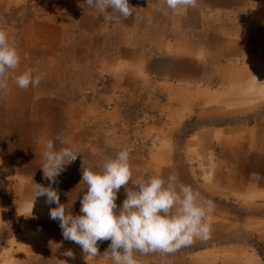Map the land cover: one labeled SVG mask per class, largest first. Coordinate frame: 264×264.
<instances>
[{
	"label": "rangeland",
	"instance_id": "374dc122",
	"mask_svg": "<svg viewBox=\"0 0 264 264\" xmlns=\"http://www.w3.org/2000/svg\"><path fill=\"white\" fill-rule=\"evenodd\" d=\"M60 1L61 10L69 5L76 13L58 19L47 12L51 0H0V28L8 33L9 43L23 63L21 69L8 72V89L0 90L1 109L12 100L11 89L21 93L30 89L27 96L43 105L40 110L47 105L55 119L74 121L70 132L67 129L59 135L71 139L76 132L71 140L80 151L57 177L58 182L51 184L41 167L47 142L34 141L43 150L41 165H36L41 175L32 179L21 174L23 167L18 162H24L22 153L0 149V264H20V256L28 252L22 246L36 242L45 244L42 254L48 257L50 241L59 247L54 264L65 260L67 264H112L103 257L109 240L98 241L97 257L82 258V248L65 240L59 220L50 218V209L57 205H49L46 197L35 199L33 185H51L63 204L61 186L69 184L65 181L69 174L82 173L84 167L102 172L103 162L121 150L130 153L133 179L163 177L165 170L177 168L178 175L169 174L174 173L180 183L215 205L210 214V240H196L175 254L137 255L139 264H264V185L253 171L254 164L264 159V143L245 144L264 128V42H258L256 53L249 33L239 27L245 18L249 24L252 12L258 9L198 0L196 7L180 15L171 9L161 11L160 34L155 36L138 27L143 20L151 25L145 11L153 10L151 4L158 0H130L135 12L118 22H105L103 14L88 10L86 0ZM155 4L157 9L167 6ZM261 15L264 18V11ZM83 19H101L105 29L77 27ZM29 41L37 49L46 45L54 53L27 50ZM222 45L236 48L239 54L211 61ZM249 57L256 59V69H250ZM177 58L187 59L188 68L177 66ZM27 69L34 76L43 73L44 78L38 87L30 85L24 90L10 75ZM254 78L257 87L252 91ZM108 133L111 135L106 136ZM10 135L4 132L0 140L13 142ZM234 136L239 138H235L237 142ZM55 138L50 140L59 149L62 145ZM106 139L114 143L108 144ZM28 152H23L25 160ZM232 159L231 165L226 164ZM238 163L237 176L252 185L250 190L233 191L220 182L233 180ZM128 187H132L131 181L117 193V215ZM67 250L74 252L75 259L62 255Z\"/></svg>",
	"mask_w": 264,
	"mask_h": 264
},
{
	"label": "clouds",
	"instance_id": "9594fccd",
	"mask_svg": "<svg viewBox=\"0 0 264 264\" xmlns=\"http://www.w3.org/2000/svg\"><path fill=\"white\" fill-rule=\"evenodd\" d=\"M158 2L166 4L174 15H180L188 8L196 7L198 0ZM86 4L103 14L105 22L126 19L136 10L128 0H86ZM20 61L17 49L9 43L8 33L0 28V90L8 89V72L16 70ZM43 78V73L34 76L32 70L27 69L15 76L14 81L20 89L26 90L30 85L38 87ZM55 139L62 146L57 149L54 141L48 140L43 152L45 162L41 166L44 179L51 184L58 182L57 177L65 166L72 164L80 154L70 138L57 135ZM106 143L114 141L106 139ZM102 167V172L82 169L81 184L87 186L81 200L80 212L83 215L74 216L70 211L66 212L68 205L60 202L58 191L51 185H33L35 199L46 197L49 205H57L50 209V218L59 220L64 239L78 244L85 258L99 255L98 241H111L103 257L111 260L112 264H139L137 255L175 254L196 240L206 242L211 239L210 214L214 203L204 199L191 186L180 183L174 173L166 178L157 174L147 179H133L128 150H121L114 158L106 159ZM130 181L132 187L126 188V199L117 215L114 211L117 193ZM49 243L53 247L54 243ZM62 255L75 259L72 250ZM61 262L67 264V260Z\"/></svg>",
	"mask_w": 264,
	"mask_h": 264
},
{
	"label": "crops",
	"instance_id": "0c3cea01",
	"mask_svg": "<svg viewBox=\"0 0 264 264\" xmlns=\"http://www.w3.org/2000/svg\"><path fill=\"white\" fill-rule=\"evenodd\" d=\"M204 1L206 2V0ZM208 1L210 0H207V3ZM128 2L129 4L131 3L130 0H128ZM218 2H220V4L224 7H231V6L237 5V6L250 7V8L254 7L258 9V12L256 13L252 12L253 15H251V19L248 21L249 24H247V21H245L246 20L245 18L242 21V23L239 25L242 31H247L249 33V37H248L249 41L251 44H253L256 47L255 52L257 53L258 42L259 41L264 42V18H262V15H261V13L264 11V0H218ZM155 3H159V2H153V4H151L153 10L147 9L144 15V17L147 20H151V25H147L146 20H143L141 24L139 23L138 30L144 31V32H152V34L156 36V34L158 35L160 34V29L157 24L158 21H161L162 16H163L160 14H162L163 11L165 12L169 8L165 5H162L160 9H157L155 8V5H156ZM62 4L63 3L60 0H51V3H50L51 6L47 8V12L49 13V15L58 16V19H64L66 14L76 13V11L74 12L70 11L69 5H66L64 10H61ZM248 4L250 5L247 6ZM87 8L88 10H91V12L93 11L95 13V10L90 8L88 5H87ZM158 15H160L161 18ZM75 25L85 30H96V31H98L99 29L104 30L106 26L105 22L101 19H98L95 21L90 20V19H83L80 21L79 25L78 24H75ZM48 28H50V26H48ZM26 44H27V50H31L32 48L35 49L33 52L38 51L39 53H42L45 55L47 52L54 53V50L53 51L50 50L51 48L50 47L48 48L46 45L44 47L37 49V46H34L31 41L27 42ZM236 54H239L236 48L234 49L233 47H230V46H227L225 48L222 45L221 52L220 53L218 52V54L211 56L210 60L213 62L220 61L224 56L226 59L227 57H229V55H236ZM249 59H250V63H249L250 69L251 68L256 69V63H257L256 59H254V57L252 58L249 57ZM175 62L177 63V66L179 65L185 68H188L189 66V62L187 59L177 58ZM27 63H28V60H27ZM22 67H23V63L21 60L19 64V69H21ZM22 73H23L22 70L21 71L17 70L16 72L10 75V80L14 81V77ZM47 79L51 80L49 78ZM29 90H26L27 92L23 91V93H21L19 89L17 88L11 89L12 100L10 101L9 105L7 106L6 109H3V110L0 107V136H2L4 132H9L11 133V135L8 137L9 138L13 137V142H10V143L7 142L6 138L4 140L1 139L0 149L10 150V151L14 150L18 153H22L21 158L24 160V162L22 161L18 162V163H21L20 165L23 167L22 168L23 170H21L22 171L21 174L22 175L24 174L25 176L29 178L31 177L37 178L39 177V175H41L40 174L41 170L39 172V169L36 165H41V160H42L41 151L43 149L40 148L41 146L38 145V143L37 144L35 143L34 145V141L36 142L38 140L40 142H47V140H50L51 138H54L57 135H59V132L60 133L62 131L67 132V129H68V132H70L71 130L69 128L74 123V121L69 122L66 119L64 121L61 119H55L50 108L47 109V105L44 108V111L40 110V107H42L43 105H40L41 104L40 102L34 104L33 98L27 96V93L30 92ZM30 116H31V119H30ZM258 127H261V125H259ZM52 128L57 129V132L52 131L51 130ZM74 131H79V130H74ZM74 133L71 136V139H74L76 135ZM234 133L237 134L238 132H234ZM204 135H205L204 137L207 136V138L210 136L209 134H204ZM219 136H222V133L219 134ZM235 138L236 139H239V138L234 136L233 141L237 142ZM221 140H222L221 144L225 146L227 143L226 135H225V138H222ZM246 140H245L246 142L245 144L248 143V144H254V145L261 146V144L264 143V128L262 130L260 129V132L257 131V133H254L252 137L249 138L248 141ZM239 141L240 142L238 143L240 144L241 139ZM235 150L238 151L237 148ZM26 151H29L27 153L29 154L27 155L28 156L27 160L24 159L25 155L23 154V152H26ZM258 155L259 157L262 158L264 154L262 156L261 154H258ZM6 157L9 158L10 156L7 154ZM232 161L233 159L228 161L226 164L231 165ZM240 168H241L240 163H238L233 171L234 176H232V179H233L232 181L228 180L229 182H227V179H223L220 181L223 184V186L233 191L250 190L252 188L251 184L248 185L242 179L238 178L237 175L240 171ZM168 170L169 169L165 170L166 171L165 174L167 175L163 176V178H166L170 171L177 172L176 175H178L177 168H172L169 171ZM254 170H255V174L258 176L257 178H259L257 180L258 183L260 185H264V159H261L258 163L254 164L253 171ZM66 178L67 179L65 181L69 182V184L67 185L63 184V186H61L63 187L62 189L64 193L63 204L68 205L66 212L70 211L71 214H73L74 216L83 215V213L80 212V209L82 206L81 200L83 198V195L87 191V186L85 184H81L82 173H79V172L71 173ZM226 178H229V177H226ZM76 186H80V187L77 188ZM118 204L119 203H117V205ZM109 243H111L110 240H109ZM36 244L38 245L36 246ZM43 245L45 244H40L39 242H36L34 245L27 246V247L23 245L22 247L27 248L28 252L20 256L19 258L20 264H41V262L45 264L46 263L54 264L55 258L58 255L57 250L59 249V247L53 246L49 248L48 251L51 250V254L48 257H44L42 253L45 252L46 248H41L43 247ZM33 253H36V255H33ZM80 256H82V258L84 259L89 258V256L85 258V254L83 253V251L80 252Z\"/></svg>",
	"mask_w": 264,
	"mask_h": 264
},
{
	"label": "bare ground",
	"instance_id": "6f19581e",
	"mask_svg": "<svg viewBox=\"0 0 264 264\" xmlns=\"http://www.w3.org/2000/svg\"><path fill=\"white\" fill-rule=\"evenodd\" d=\"M257 87V83H256V80L255 78L251 81V85H250V89L253 91L255 88ZM190 95V94H189ZM184 96V95H183ZM192 97V96H191ZM186 99V98H185ZM201 99H204V98H201ZM187 100V99H186ZM202 102V100H201ZM234 176V175H233ZM231 177V176H230ZM230 181V179H229Z\"/></svg>",
	"mask_w": 264,
	"mask_h": 264
}]
</instances>
